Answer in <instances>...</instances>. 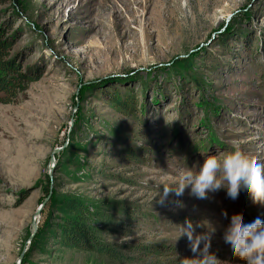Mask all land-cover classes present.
Here are the masks:
<instances>
[{
  "label": "rangeland",
  "instance_id": "374dc122",
  "mask_svg": "<svg viewBox=\"0 0 264 264\" xmlns=\"http://www.w3.org/2000/svg\"><path fill=\"white\" fill-rule=\"evenodd\" d=\"M5 23L8 60L38 80L0 92V264H181L186 221L244 264L224 232L264 205L157 194L234 142L264 163V0H0ZM67 202L130 259L64 245Z\"/></svg>",
  "mask_w": 264,
  "mask_h": 264
},
{
  "label": "clouds",
  "instance_id": "9594fccd",
  "mask_svg": "<svg viewBox=\"0 0 264 264\" xmlns=\"http://www.w3.org/2000/svg\"><path fill=\"white\" fill-rule=\"evenodd\" d=\"M232 148L223 158H206L198 171L181 169L171 186L163 184V191L157 194L160 196L158 203L163 204L170 194L180 197L186 188H190V195L201 200L224 190L233 203L241 198H250L253 204L264 205V163L245 155L239 148V142H234ZM222 216L228 219L227 212H222ZM194 232L191 221H186L181 227L180 236H186L193 253L181 264H219L220 261L209 251L210 236L194 235ZM223 241L232 256L244 264H264V219L259 216L250 223L231 217ZM201 242L203 248L200 247Z\"/></svg>",
  "mask_w": 264,
  "mask_h": 264
},
{
  "label": "trees",
  "instance_id": "16d2710c",
  "mask_svg": "<svg viewBox=\"0 0 264 264\" xmlns=\"http://www.w3.org/2000/svg\"><path fill=\"white\" fill-rule=\"evenodd\" d=\"M23 15H27L25 10ZM10 27L8 24L0 26V92L12 99L17 96L18 92L22 90L25 84L35 82L38 80V76L34 73L23 71L22 65L19 61L8 60L9 53L7 52L12 47L10 39L4 40V32ZM128 99V100H127ZM116 106L134 111V106H130L129 103L136 104L135 98L117 99L114 98ZM133 159V158H131ZM65 211L67 216L64 220L62 231V243L66 246H72L87 251H97L102 254H107L110 257L117 258L118 260L130 259L123 253H119L114 247L107 246L102 243L98 238V229L90 225V218L96 214L91 212L90 209L76 202H67L61 208ZM127 217L133 219V216L126 214ZM155 255L160 254L158 250H152Z\"/></svg>",
  "mask_w": 264,
  "mask_h": 264
}]
</instances>
